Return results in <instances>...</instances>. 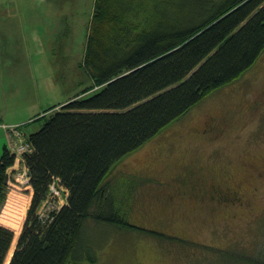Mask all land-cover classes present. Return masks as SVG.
Here are the masks:
<instances>
[{"label": "trees", "instance_id": "16d2710c", "mask_svg": "<svg viewBox=\"0 0 264 264\" xmlns=\"http://www.w3.org/2000/svg\"><path fill=\"white\" fill-rule=\"evenodd\" d=\"M263 51L264 0H94L82 62L91 84L34 118L44 119L39 130L24 133L32 150L21 162L33 194L10 264H96L91 249L80 247L90 220L194 244L132 223L131 191L125 197L131 206L122 209L107 174L213 91L238 79ZM29 123L15 126L23 130ZM15 161L5 144L0 206ZM140 177L130 175L127 183L140 187L146 181ZM52 184L67 189V200L41 216ZM14 236L0 224V264ZM209 248L221 264H264V255L255 252Z\"/></svg>", "mask_w": 264, "mask_h": 264}, {"label": "rangeland", "instance_id": "374dc122", "mask_svg": "<svg viewBox=\"0 0 264 264\" xmlns=\"http://www.w3.org/2000/svg\"><path fill=\"white\" fill-rule=\"evenodd\" d=\"M93 6L94 0H0V115L6 121L30 122L25 130L35 132L44 119L34 118L91 84L82 62ZM36 21L41 24L37 33L32 31ZM27 29L30 41H16L25 38ZM255 101L259 103L250 110ZM211 116L231 119L221 139L213 142L200 134L201 125ZM161 132L117 161L107 179L112 180L122 209L131 206L125 198L131 191L128 216L132 223L195 243L160 240L145 231L90 220L80 247L91 249L89 253L98 258L96 264H221L209 247L264 255V51L238 79L213 91ZM21 150L16 152L15 170L9 169L7 198L0 206V224L15 234L4 264L16 249L32 201ZM192 160L201 175H215L214 184L224 183V173L231 175L230 186L240 180L243 198L232 197L214 212L190 202L188 194L179 206L160 203L157 196L168 186L161 187L155 179L169 180ZM130 175L146 181L134 189L127 183ZM67 192L52 184L39 214L46 216L65 204ZM244 199L249 204H240Z\"/></svg>", "mask_w": 264, "mask_h": 264}, {"label": "flooded vegetation", "instance_id": "af4514ba", "mask_svg": "<svg viewBox=\"0 0 264 264\" xmlns=\"http://www.w3.org/2000/svg\"><path fill=\"white\" fill-rule=\"evenodd\" d=\"M261 99V98H260ZM255 103L250 107L253 109ZM231 126V119H224L221 121L219 118L211 116L201 125L202 129L200 134L207 137V139L213 141L220 140V136ZM224 183L214 184L212 179L215 181L217 178L213 174L201 175L197 171V164L194 160L184 165L181 169L173 172L169 180L156 179L158 185L161 187L168 186V190L164 194H159L157 198L165 199V204L170 205L175 202L176 205H181L184 197L188 194L191 195L190 202L200 204V207L207 208L210 212H214L220 203L226 205L227 200L234 197L243 198V187L239 180L238 183L233 182L230 186L229 183L232 181L231 175L224 173L222 175ZM204 188V193L200 194V189ZM238 194V195H237ZM248 204V202L246 201ZM198 206V205H197Z\"/></svg>", "mask_w": 264, "mask_h": 264}, {"label": "crops", "instance_id": "0c3cea01", "mask_svg": "<svg viewBox=\"0 0 264 264\" xmlns=\"http://www.w3.org/2000/svg\"><path fill=\"white\" fill-rule=\"evenodd\" d=\"M26 10L29 11L30 9L27 8ZM38 27H41V24H38V22L36 21V27H33L32 28V31L35 30L36 33L39 32L38 31L39 30ZM67 28H68V31L67 32L69 33L70 32V25L67 26ZM29 33H30V30L27 29L25 31V36H23L25 38L16 39V41L27 43L28 41H30V37L32 36V34H31V36H29L30 35ZM61 34H62V32L60 33V35ZM62 35L65 36L64 34H62ZM0 119H2V120H0V154H1L2 153V150H3V147H4L5 144H7L9 146V142L11 140L17 139V137L14 136L12 134V132L8 128L4 127L3 125H10V126H12V125H21V122H23V121H15L14 119H11L10 121H6L7 118H6V116L4 114L3 115H0ZM19 130H20V132L27 133L25 129L21 130L19 128ZM11 168H14V170H15V166L14 165ZM14 170H12V172Z\"/></svg>", "mask_w": 264, "mask_h": 264}, {"label": "built area", "instance_id": "2783aa9c", "mask_svg": "<svg viewBox=\"0 0 264 264\" xmlns=\"http://www.w3.org/2000/svg\"><path fill=\"white\" fill-rule=\"evenodd\" d=\"M5 127L8 128L12 132V134L17 137V139H19V141H17V142L14 140H11L9 142V145H10L12 151L16 155H17L16 152H19L18 150L20 147L22 148V150L20 151L22 154L32 150V147L30 146V144L25 139L24 133L20 132V130H18V128L16 126H5Z\"/></svg>", "mask_w": 264, "mask_h": 264}, {"label": "water", "instance_id": "95a60500", "mask_svg": "<svg viewBox=\"0 0 264 264\" xmlns=\"http://www.w3.org/2000/svg\"><path fill=\"white\" fill-rule=\"evenodd\" d=\"M14 251H15V249H14ZM14 251H13V254H14ZM13 254H12V256H13ZM12 256H11V258H10L8 264H10V261H11V259H12Z\"/></svg>", "mask_w": 264, "mask_h": 264}]
</instances>
